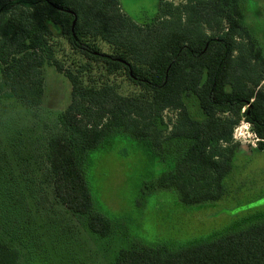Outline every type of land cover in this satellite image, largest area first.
Returning <instances> with one entry per match:
<instances>
[{
    "label": "trees",
    "instance_id": "trees-1",
    "mask_svg": "<svg viewBox=\"0 0 264 264\" xmlns=\"http://www.w3.org/2000/svg\"><path fill=\"white\" fill-rule=\"evenodd\" d=\"M243 8L244 0H163L155 20L141 25L120 0H0V104L38 111L46 65L69 80L71 101L43 140L44 176L56 200L92 233L113 231L95 209L85 172L91 152L110 137L149 144L168 166L159 189L175 190L188 205L228 194L226 178L240 152L234 130L242 121L264 150L263 49ZM170 109L179 117L164 135ZM13 201L0 200L2 215L21 214ZM19 239L0 233V264H22L29 244ZM113 264H264V212L198 244H133Z\"/></svg>",
    "mask_w": 264,
    "mask_h": 264
},
{
    "label": "rangeland",
    "instance_id": "rangeland-1",
    "mask_svg": "<svg viewBox=\"0 0 264 264\" xmlns=\"http://www.w3.org/2000/svg\"><path fill=\"white\" fill-rule=\"evenodd\" d=\"M162 1L120 3L123 12L142 25L155 20ZM243 10L264 58V0H244ZM44 70L46 94L38 111L15 101L0 104V200L5 205L8 198L15 200L21 213H0V233L29 244V249L22 248V264H113L119 251L133 244L171 249L198 244L224 234L242 218L264 212V150H259V140L246 121L234 130L240 152L226 178L228 194L200 205L185 204L173 189H159L167 164L149 144L120 135L110 137L87 160L95 209L113 225L108 237L92 233L84 220L56 200L44 176L43 140L56 130L71 101V83L65 75L51 65ZM188 104L195 116L198 102L191 98ZM178 114L165 111L169 130L164 135L177 123Z\"/></svg>",
    "mask_w": 264,
    "mask_h": 264
},
{
    "label": "built area",
    "instance_id": "built-area-1",
    "mask_svg": "<svg viewBox=\"0 0 264 264\" xmlns=\"http://www.w3.org/2000/svg\"><path fill=\"white\" fill-rule=\"evenodd\" d=\"M257 137V136H256ZM235 140H237V138L234 136ZM259 140V139H258Z\"/></svg>",
    "mask_w": 264,
    "mask_h": 264
}]
</instances>
